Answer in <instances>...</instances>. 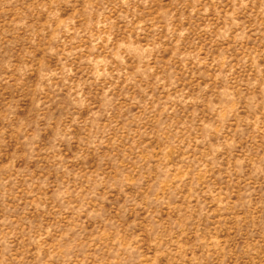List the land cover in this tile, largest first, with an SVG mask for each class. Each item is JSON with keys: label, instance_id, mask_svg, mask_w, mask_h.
Returning <instances> with one entry per match:
<instances>
[{"label": "rangeland", "instance_id": "1", "mask_svg": "<svg viewBox=\"0 0 264 264\" xmlns=\"http://www.w3.org/2000/svg\"><path fill=\"white\" fill-rule=\"evenodd\" d=\"M0 264H264V0H0Z\"/></svg>", "mask_w": 264, "mask_h": 264}]
</instances>
